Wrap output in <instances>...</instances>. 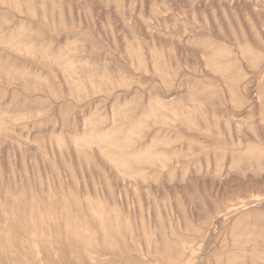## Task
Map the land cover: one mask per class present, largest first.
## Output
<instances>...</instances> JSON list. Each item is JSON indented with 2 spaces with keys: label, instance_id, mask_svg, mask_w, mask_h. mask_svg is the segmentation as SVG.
Listing matches in <instances>:
<instances>
[{
  "label": "rangeland",
  "instance_id": "374dc122",
  "mask_svg": "<svg viewBox=\"0 0 264 264\" xmlns=\"http://www.w3.org/2000/svg\"><path fill=\"white\" fill-rule=\"evenodd\" d=\"M0 264H264V0H0Z\"/></svg>",
  "mask_w": 264,
  "mask_h": 264
}]
</instances>
